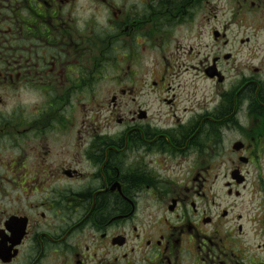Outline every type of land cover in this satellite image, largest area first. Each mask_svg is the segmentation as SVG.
<instances>
[{
	"label": "flooded vegetation",
	"instance_id": "af4514ba",
	"mask_svg": "<svg viewBox=\"0 0 264 264\" xmlns=\"http://www.w3.org/2000/svg\"><path fill=\"white\" fill-rule=\"evenodd\" d=\"M234 27L264 0H0V264H264L263 67L201 113L175 81Z\"/></svg>",
	"mask_w": 264,
	"mask_h": 264
},
{
	"label": "rangeland",
	"instance_id": "374dc122",
	"mask_svg": "<svg viewBox=\"0 0 264 264\" xmlns=\"http://www.w3.org/2000/svg\"><path fill=\"white\" fill-rule=\"evenodd\" d=\"M232 38L230 45L224 47L225 51H229L234 54L233 60L229 64L223 65V70L226 72L227 79L224 83H217L216 80H209L205 78L197 67L198 60L202 56L203 48H196L191 50L190 54L182 56L177 60V66L174 67L175 75L180 74L179 79L176 78V84H178L180 93L185 98L184 105L187 108H191L198 113H201L204 109L212 108L216 106L222 100L223 92L228 91L226 88L231 86V82L238 76L239 71L249 73L247 68L249 65H262L264 72V35L262 32H258V39L252 38L249 44H240L238 42L239 36L245 35L251 36L252 30L250 28H238L234 27L229 32ZM235 35V36H234ZM263 41V44H262ZM208 42L209 49L213 44L211 38L210 29L208 30ZM193 56V57H192ZM186 59V61H184ZM187 65V70H185ZM192 66V67H191ZM248 66V67H247ZM175 85V84H174ZM249 96V94H248ZM232 97V96H231ZM239 100V98H237ZM233 98L229 97V102H232ZM206 107V108H205Z\"/></svg>",
	"mask_w": 264,
	"mask_h": 264
},
{
	"label": "water",
	"instance_id": "95a60500",
	"mask_svg": "<svg viewBox=\"0 0 264 264\" xmlns=\"http://www.w3.org/2000/svg\"><path fill=\"white\" fill-rule=\"evenodd\" d=\"M210 74H211V76L213 77L216 73H215V70H214V66H211V68H210ZM222 79H221V77L219 76V81H221Z\"/></svg>",
	"mask_w": 264,
	"mask_h": 264
},
{
	"label": "trees",
	"instance_id": "16d2710c",
	"mask_svg": "<svg viewBox=\"0 0 264 264\" xmlns=\"http://www.w3.org/2000/svg\"><path fill=\"white\" fill-rule=\"evenodd\" d=\"M252 94V93H251ZM109 207V206H108ZM110 208V207H109Z\"/></svg>",
	"mask_w": 264,
	"mask_h": 264
}]
</instances>
